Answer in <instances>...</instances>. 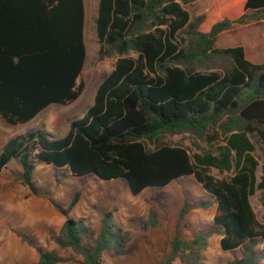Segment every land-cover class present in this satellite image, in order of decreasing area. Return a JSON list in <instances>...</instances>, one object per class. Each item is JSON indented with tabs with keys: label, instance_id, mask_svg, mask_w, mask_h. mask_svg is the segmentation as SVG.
Returning a JSON list of instances; mask_svg holds the SVG:
<instances>
[{
	"label": "trees",
	"instance_id": "16d2710c",
	"mask_svg": "<svg viewBox=\"0 0 264 264\" xmlns=\"http://www.w3.org/2000/svg\"><path fill=\"white\" fill-rule=\"evenodd\" d=\"M248 10L264 13V0H98V59L114 57L113 68L64 136L33 127L9 138L0 148V172L18 160L22 183L36 196L44 195L32 180L40 163L72 176L124 178L135 195L192 176L213 199L215 228L189 240L176 230L168 263L203 264L200 252L217 232L223 251L239 253L227 264H264V222L250 204L264 189V164L257 181L254 155L257 146L264 154V62L248 60L241 45H214L221 31L246 20ZM83 29V0H0V117L6 123L24 124L51 104L79 97ZM185 132L207 139L212 150L191 155L167 140ZM211 168L229 176L215 178ZM79 196L66 208L48 199L67 216ZM149 214L156 226L155 212ZM127 237L110 211L94 237L82 218L68 217L53 237L79 259L21 236L37 251L35 264H105L103 254L123 253Z\"/></svg>",
	"mask_w": 264,
	"mask_h": 264
},
{
	"label": "rangeland",
	"instance_id": "374dc122",
	"mask_svg": "<svg viewBox=\"0 0 264 264\" xmlns=\"http://www.w3.org/2000/svg\"><path fill=\"white\" fill-rule=\"evenodd\" d=\"M85 2L86 59L79 78L83 83L80 97L73 104L50 105L24 124L10 125L0 117V147L12 136L33 127L47 128L52 135H61L70 120L81 116L93 101L98 83L110 70L115 58L98 59L95 18L91 20L88 16L95 4L96 15L98 0ZM245 14L247 17L244 22L233 23L229 27V40L238 35L240 39L234 43L246 49L247 57L254 62H264V18H258L264 13L258 14L248 10ZM167 140L183 145L191 155L212 150V145L207 139L196 138L187 132L170 135ZM254 154L259 163V175L264 163V154L259 146ZM21 172L20 164L14 161L0 173V264H35L38 253L32 245L22 240L21 236L24 235L44 250H55L61 256L79 259L80 256L71 249H62L53 240V237L60 233L67 217L82 218L94 237L100 230L103 214L106 211L112 213L114 223L127 233V249L123 253L113 250L105 252V264H184L179 258L168 263L176 230L182 239L189 240L196 234L213 231L215 228L213 199L192 176L173 180L163 187H147L135 195L124 178L101 180L93 174L72 176L63 169L40 163L35 166L32 180L44 195L36 196L24 190ZM210 173L215 178L229 176V173L220 172L215 168H211ZM76 192L80 193L79 199L67 216L48 199L51 197L59 207L66 208ZM263 197L264 190H256L250 196L251 207L260 222H264V204L261 200ZM202 202H208V205L205 208L199 207ZM185 203H188L187 211L180 218ZM150 210L156 214V226L150 225ZM219 239L217 232L210 233L207 237L200 252L203 264H227L238 256V251H223ZM83 240L92 244L93 239ZM56 264L77 263L70 260Z\"/></svg>",
	"mask_w": 264,
	"mask_h": 264
},
{
	"label": "crops",
	"instance_id": "0c3cea01",
	"mask_svg": "<svg viewBox=\"0 0 264 264\" xmlns=\"http://www.w3.org/2000/svg\"><path fill=\"white\" fill-rule=\"evenodd\" d=\"M83 3H84V20H85V15L87 16V9H86V2H85V0H83ZM95 7H96V4H95V6H94L93 11H91L90 14L88 13V16L90 17L91 20H92V18H95V17H96V15H95V9H96V8H95ZM96 14H97V13H96ZM84 26H85V25H84ZM230 30H231V29L229 28V29L223 30L222 32H220V33L218 34V36H217V38H216V41H215L216 47H230V46H237V45H238V44H235V43H234V42H236V41H234V40H229L228 35H229ZM83 38H84V29H83ZM84 45H85V42H84ZM241 46H242V45H241ZM244 52H245V57H246L248 60H250V59L247 57V55H246V53H247V52H246V49H244ZM85 59H86V48H85ZM85 59H84V63H85ZM250 61H252V60H250ZM252 62H254V61H252ZM255 63H259V62H255ZM113 65H114V64H113ZM113 65L111 66V68H110V70H109L108 72L111 71V69L113 68ZM108 72H107V73H108ZM102 78H103V77H102ZM101 80H102V79H101ZM101 80H100V81H101ZM99 83H100V82H99ZM99 83H98V84H99ZM94 94H95V93H94ZM79 97H80V96H79ZM79 97H78V98H79ZM78 98H77V99H78ZM93 98H94V96H93ZM77 99H76V100H77ZM76 100H74L73 102H71V104H73ZM92 102H93V101H92ZM92 102L87 106V108L92 104ZM69 104H70V103H69ZM51 105H53V104H51ZM59 105H60V104H59ZM49 106H50V105H49ZM49 106H47V107H49ZM47 107H46V108H47ZM46 108H44V109H46ZM87 108H86V109H87ZM44 109H43V110H44ZM43 110H42V111H43ZM85 111H86V110H85ZM85 111H84V112H85ZM40 112H41V111H40ZM40 112H39V113H40ZM84 112H83V114H84ZM39 113H38V114H39ZM38 114H37V115H38ZM83 114H82V115H83ZM37 115H36V116H37ZM82 115H81V116H82ZM36 116H35V117H36ZM81 116H79V117H81ZM35 117H34V118H35ZM32 119H33V118H32ZM32 119H31V120H32ZM68 127H69V125H68ZM68 127H67V129L65 130V132H64L63 134L58 135V136H56V137H62V136H64V135L67 133V131H68ZM45 129H46L48 132H50V133L52 134V132L50 131V129H47V128H45ZM53 134H54V133H53ZM5 142H6V141H5ZM5 142H4V143H5ZM4 143H3V144H4ZM1 147H2V145H1ZM1 147H0V148H1ZM256 148H257V147H256ZM255 150H256V149H255ZM254 152H255V151H254ZM254 155H255V154H254ZM255 157H256V156H255ZM256 158H257V157H256ZM12 160L17 161V163H19L18 160H16V159H12ZM12 160H10V162H9L7 165H9L11 162H14V161H12ZM257 160H258V159H257ZM263 164H264V163H263ZM263 164H262V165H263ZM7 165H6V166H7ZM258 165H259V163H258ZM262 165H261V167H262ZM6 166H5V167H6ZM5 167H4V168H5ZM4 168L1 170V172L4 170ZM257 170H258V166H257V168H256V172H255V173H256L257 181H259L260 176H261V169H260V174H259V175H257ZM1 172H0V173H1ZM225 172H226V171H225ZM23 185H24V184H23ZM24 188H25L24 190H26L27 192H28V191L30 192V190L28 189L27 186L24 185ZM257 190H260V189H257ZM263 190H264V189H263ZM219 237H220V234H219Z\"/></svg>",
	"mask_w": 264,
	"mask_h": 264
},
{
	"label": "water",
	"instance_id": "95a60500",
	"mask_svg": "<svg viewBox=\"0 0 264 264\" xmlns=\"http://www.w3.org/2000/svg\"><path fill=\"white\" fill-rule=\"evenodd\" d=\"M128 185V184H127ZM129 187V186H128Z\"/></svg>",
	"mask_w": 264,
	"mask_h": 264
}]
</instances>
